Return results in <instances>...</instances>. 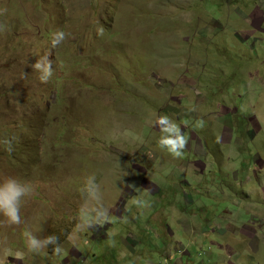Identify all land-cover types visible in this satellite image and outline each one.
<instances>
[{
    "label": "rangeland",
    "instance_id": "rangeland-1",
    "mask_svg": "<svg viewBox=\"0 0 264 264\" xmlns=\"http://www.w3.org/2000/svg\"><path fill=\"white\" fill-rule=\"evenodd\" d=\"M160 116L187 138L180 157L157 143ZM4 178L32 192L21 224L0 213V264H165L194 221L210 235L192 264H264V0H0ZM26 231L62 252L30 251Z\"/></svg>",
    "mask_w": 264,
    "mask_h": 264
},
{
    "label": "clouds",
    "instance_id": "clouds-1",
    "mask_svg": "<svg viewBox=\"0 0 264 264\" xmlns=\"http://www.w3.org/2000/svg\"><path fill=\"white\" fill-rule=\"evenodd\" d=\"M101 34H102V30H101ZM67 35H68L67 33L59 29L54 31L52 33V40H51L52 47H56L61 42H63L66 39ZM32 67L34 70L40 73L39 79L42 83H47L50 77L53 75L52 61L48 58L47 55L38 59L32 65ZM156 124L160 128V131L162 133V135L157 141L158 145L162 149H166L174 157H180L188 141H187V138L181 133V129L179 125L173 122L168 116H160L157 119ZM198 145L200 144L198 143ZM9 150L11 149L9 148ZM195 168L199 170L197 167ZM200 176L202 175L196 174V176L191 177V178L194 181H196V180L201 179ZM212 177H213V180L214 179L215 181L217 180L216 175H213ZM139 178L142 180L141 176ZM212 182L214 183L213 187L212 189L208 190V193L215 191L216 187L217 188L220 187L217 184H215L214 181ZM25 184L26 183H22L14 178H4V183L2 186H0V213L3 214V216L6 218V223L9 225H19L22 223L20 219L21 198L27 195H30L32 192L31 185L27 184L28 187L26 189L24 187ZM205 184L208 186V188L211 186L210 183L202 182V184H200L201 189L200 191H197V193H200L201 191H203L202 188L204 187ZM258 185L263 186L264 184H261V181H259ZM182 186H184V188L182 189L184 190L183 195L191 194L189 190L191 187L190 182H189L188 187L186 184H183ZM97 190H98V186L94 183V178H88V180L86 181V185H85V191L88 193V196L93 199H98L99 197L96 195ZM159 192L160 191L158 189V191L153 193V195H156ZM193 197L192 199L194 202L191 205H194L195 203H197L196 200H198V198L195 199ZM132 202L137 203L138 201L133 200ZM184 203L186 204L185 201ZM93 211L95 212L94 217L82 209V216H81L82 224L91 225L93 223H102L104 220L107 219V210L93 209ZM194 223H196V225L184 227L185 231L187 232L189 229L197 225L201 226L200 221H197V222L194 221ZM102 234L103 236L105 235L104 232H102ZM197 234L199 235L200 233H196V234L194 233V235H197ZM24 235L26 237L27 245L30 251L39 252L43 249H46L49 245H54L53 251L55 254H60L62 252V247L58 243V237H56L55 235H49L45 237L44 240L38 239L36 236L32 235L30 232H27V231L24 233ZM196 238L197 237H195V240ZM200 244H201L200 241L199 242L194 241L193 243L190 241V239L187 245H185L184 242L182 241L174 240L172 244L170 245V247L167 248L166 251L164 250L160 251V253L164 252L161 258H164L165 264H169L172 262H173L172 264H184V260L182 257L186 255L187 263L192 264L194 257H195V251H197L195 247ZM188 249L189 251L187 253ZM197 253L199 257H201L204 254V253L199 254V252ZM228 257H229L228 255L225 257L226 260L228 259Z\"/></svg>",
    "mask_w": 264,
    "mask_h": 264
},
{
    "label": "crops",
    "instance_id": "crops-1",
    "mask_svg": "<svg viewBox=\"0 0 264 264\" xmlns=\"http://www.w3.org/2000/svg\"><path fill=\"white\" fill-rule=\"evenodd\" d=\"M220 188L222 189L223 187L220 185ZM222 194L224 195L225 193L224 192H222ZM194 202V201H193ZM228 210V208H224L223 210H222V216L225 214V211H227ZM194 227H196V226H194ZM211 229V228H210ZM212 230V232L213 233H215V231H214V229H211ZM222 233H223V231H221ZM200 234H201V237L200 238H196V240H197V242H199L200 240H201V242H202V240L207 236V235H210V233L209 232H204V230L202 229L201 230V232H200ZM216 234V233H215ZM224 234V233H223ZM225 235V234H224ZM187 236H188V238L190 239V241L191 242H193L194 243V240H195V235H194V233H193V231L191 230V229H189L188 231H187ZM217 236V235H216ZM218 238V237H217ZM132 240H133V238H132ZM140 241H142L141 239H139L138 241H136V243H138V242H140ZM227 243H229V240L227 239ZM227 248H231V246H230V243L227 245ZM231 250V249H230ZM164 254V252H161L160 253V257L162 256ZM235 256H236V258L237 259H239V256L238 255H236L235 254ZM157 258V257H156ZM155 261H156V259H155ZM151 263V262H150Z\"/></svg>",
    "mask_w": 264,
    "mask_h": 264
},
{
    "label": "trees",
    "instance_id": "trees-1",
    "mask_svg": "<svg viewBox=\"0 0 264 264\" xmlns=\"http://www.w3.org/2000/svg\"><path fill=\"white\" fill-rule=\"evenodd\" d=\"M222 214V213H221Z\"/></svg>",
    "mask_w": 264,
    "mask_h": 264
}]
</instances>
